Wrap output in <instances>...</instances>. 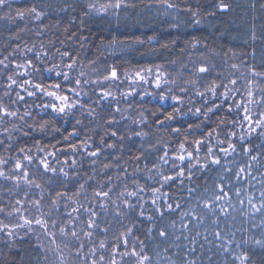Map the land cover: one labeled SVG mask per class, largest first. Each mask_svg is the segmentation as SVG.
<instances>
[{
	"label": "trees",
	"instance_id": "obj_1",
	"mask_svg": "<svg viewBox=\"0 0 264 264\" xmlns=\"http://www.w3.org/2000/svg\"><path fill=\"white\" fill-rule=\"evenodd\" d=\"M107 2L8 0V5L0 8V60L8 65L7 68L0 65V104L18 113L17 117L0 119V158L8 161L0 168L11 175L15 161L20 159L30 178L42 185L41 189L24 184L16 188L13 181L0 178V205L23 200L26 209L23 215L28 218H41L42 214L50 216L57 220L58 227L68 223L70 217L65 213L71 212L75 230L81 233L80 240H76L70 234L61 236L58 228H49L56 231L53 242L35 224L31 231H28V226L16 229L12 237L0 232V264H85L84 257L94 244L104 239L113 244L115 237L128 227L133 228V238L144 240L145 252L152 258V264H168L169 257L175 264H185L186 259L194 260L195 264H239L218 248L221 242L214 239L212 233L217 229L211 223L216 217L197 207L198 203L202 204L199 197L204 189H209L210 194L220 183L229 186L226 190L235 209L224 205L230 215L227 219L220 215V229L235 232L234 239L241 246L237 249L233 243L231 249L237 254L246 252L249 257L246 264H264V247L255 243L256 240L264 241V211L254 213L247 203V197L252 195L259 205L260 192L264 191V136L257 133L250 137L245 135L246 139L241 144L238 137L244 134L237 129L232 107L239 91L230 93L227 101L221 96L225 91L223 87L217 88L216 97L206 91L213 82L233 88L229 80L235 79V88L241 90L245 80L255 82L263 79L251 78L248 69L251 67L264 73V8L261 7L264 0H222L229 6L227 11L217 7L221 0H169L176 5L171 9L160 0H126L134 7L109 9L106 13L88 11L90 3L99 6ZM32 7L44 13L40 20L29 11ZM19 12L24 13L22 18L18 16ZM197 20L198 24L195 23ZM113 40L117 43L112 44ZM28 60L33 65L27 69L28 75H18L24 69H16L15 64H24ZM73 61L75 65L69 70L66 65ZM233 64L238 68L233 69ZM157 66L163 74L162 81H167L160 88L154 83ZM201 66H206L208 71L199 73ZM112 67L117 69L120 79L103 81L106 70ZM50 68L53 71H47ZM148 68L153 70L151 75L142 72L148 82L134 83L135 72ZM58 71L67 72L72 83L64 81L63 76L57 77ZM81 71L85 73L83 77L80 76ZM9 75L18 81L12 88H8ZM78 78L82 81L76 89L80 96L73 98L78 99L83 107L78 106L67 115L45 108L50 98L40 91L29 87L28 91L35 94L28 96L19 87L24 79H28L44 87L59 83L62 91L67 92L69 88L76 87L74 81ZM84 80L89 83L84 84ZM182 88L185 91L182 92ZM260 90H264V85ZM103 91H110L112 96L104 98ZM17 92L24 97L23 100L18 99ZM199 92L205 95L200 96ZM68 94L72 96V93ZM161 94L167 98L161 100ZM261 95L264 92L261 91ZM117 107L120 109L118 112L115 111ZM197 108L201 109L200 113H196ZM209 108L213 111L208 112ZM258 109L264 110V105ZM91 110H94L93 114L89 115ZM26 112L29 115L26 116ZM169 113L173 115L171 120L166 119ZM5 129L9 131L5 132ZM230 131L237 134L232 139L237 151L223 158L224 154L219 153L218 148L227 147V142L216 145V141L225 140V133ZM112 132L116 135L113 136ZM209 132L213 133L211 143L214 150L222 157L221 166H212L211 170L205 171L194 169L191 181L185 178L183 185L179 180L165 185L162 191L173 198L169 202L178 201L182 209L171 214L166 212L161 220L150 204L153 198L151 188L160 186L157 169L165 175H173L174 171L171 161L162 165L160 157L165 151L172 157L180 143H185L188 151L195 155L194 142L203 140L207 145ZM84 142H87V147ZM71 145L77 146L75 152ZM243 147L250 148V154H245ZM20 149L24 152L21 153ZM97 149L98 156L88 154ZM205 153L206 148L201 146V163ZM25 154L33 157L31 164L23 161ZM253 155L257 156L254 162L251 161ZM44 157L57 172L43 173L41 170L32 177L39 166V159ZM249 163L251 175L237 181L235 173ZM184 164L187 165V161ZM105 165L110 167L105 168ZM61 168L68 172L67 177L60 173ZM225 168L231 171H225ZM80 184H84L82 190L79 189ZM100 185H104L103 191L112 189L108 198L94 195L95 191L101 190ZM136 186L145 187L143 200L139 203L149 202L144 203L143 217L139 208L129 211L123 205V198H118L121 192L133 191ZM189 187L196 188L191 200L187 198ZM236 189H240L239 197ZM65 190L72 200L61 201L59 212L50 209V194ZM78 190L80 194L77 196ZM25 193H28L27 197ZM41 195L44 197L43 206L36 211L30 204ZM129 199L137 202L136 198ZM240 200L244 201L243 205ZM101 204L104 207H100ZM81 205L83 208L79 213L72 212L73 208ZM88 208L97 213L95 219L100 229H108L106 234L96 230L90 239L82 235V229L88 230L84 223L89 219L84 211ZM193 210L203 216L204 221L197 224L191 216L185 217L183 223L188 225L185 230L180 212ZM117 212L124 214L117 216ZM148 215L153 216L152 221L147 220ZM0 220L15 224L18 216L6 218L0 214ZM173 221L175 227H172ZM161 227L168 231L167 239L158 235ZM149 228H152L150 234ZM184 236H188V240ZM193 239L195 244L191 243ZM80 243L84 248L77 256ZM192 248H195L194 252ZM125 260L127 264H135L134 258Z\"/></svg>",
	"mask_w": 264,
	"mask_h": 264
},
{
	"label": "snow or ice",
	"instance_id": "obj_2",
	"mask_svg": "<svg viewBox=\"0 0 264 264\" xmlns=\"http://www.w3.org/2000/svg\"><path fill=\"white\" fill-rule=\"evenodd\" d=\"M160 2L168 9L176 7L173 3H170L169 0H160ZM8 5V0H0V8ZM127 7H134V5H129L126 3V0H108L107 3H102L99 6H97L95 3H90L87 5L88 11L92 12L95 11L97 13H106L109 9L112 10H119L122 8ZM217 7L221 11H227L228 5L223 3L221 0V3L217 5ZM262 8H264V4L261 5ZM35 17V19L40 20L41 17L44 15L43 12L37 10V8L32 7L29 10ZM88 12H85V15H87ZM24 13L19 12L18 16L23 17ZM196 13H193V16H195ZM195 23H199V21H195ZM253 39H255V35H253ZM117 41L113 40L112 44H116ZM195 46V44L193 45ZM63 55H68V53H63ZM254 55V53H253ZM7 57H5V60ZM0 65H4L5 68L8 67L7 64H5L4 60H0ZM75 65V61L72 63L66 65V67L69 70H72ZM32 61L28 60L24 64H15L16 69H24V71H21L18 73L20 76H27V69L32 68ZM233 69H237L238 66L233 64L231 66ZM47 71L51 72L53 69H47ZM152 68L148 69H142L141 71H137L134 74V83L138 82H148L145 75H142V72H146L147 74L151 75ZM208 71V68L206 66H201L198 68L199 73H205ZM249 73L252 77H261L264 78V73L257 72L254 68L248 69ZM85 73L83 71L80 72V76L83 77ZM127 75V74H126ZM162 73L160 72V66L156 67V78H155V86L157 88L161 87L162 83H167L166 80L162 81ZM56 76L60 77L63 76L64 81L72 83L70 80V77L67 72H56ZM8 81L10 83L8 84V88H12L13 85H16L18 81L13 78V76L9 75L7 77ZM120 77L118 75L117 69L115 67H112L109 70H106V74L103 76V81H117ZM93 83H99L100 81H92ZM76 87L69 88L67 92L62 91L61 84L56 83L49 85L48 87H44L42 84H33L31 80L24 79L22 83L19 84V87L21 90L27 92L28 96H33L35 92L28 91V88L31 87L35 90L40 91L43 93V95L50 98V103L45 104V108H50L53 112L60 113V114H70L74 109H76L78 106L83 107L82 104L79 103L78 99H74L73 96L79 97L80 93L77 92V88L81 86V79H75L74 81ZM84 84H88V80L83 81ZM174 83V82H173ZM229 83L233 85V88H229L227 84L218 85L215 82L209 86L206 91L211 92L213 97H216V90L219 87H223L225 91L221 93V96L224 101H227L229 98V94L233 92L239 91L235 88V85L237 84V81L235 79L229 80ZM252 85L253 81H248V90H247V100L246 102H238L236 103V108L243 110V117L242 120L239 121V127L244 129L245 124L247 125L246 128V135L247 137H250L252 133H257L258 135L264 136V111H256L255 113L253 110L249 107V105L255 104L257 108H259L260 105H264V95H261L259 99H254V92L252 91ZM181 91H185V89H181ZM264 92V90H261ZM68 93H72V96H70ZM7 94V93H6ZM131 93H129L130 95ZM200 96H204V92L197 93ZM104 98L112 96V93L110 91H103L102 93ZM17 97L20 100H23L24 97L20 95L19 92H17ZM115 99V97H112ZM167 97L161 94L160 99L165 100ZM174 100H178V97H172ZM217 108H219V105H217ZM94 110L89 111V115L93 114ZM115 111H120L119 107L115 109ZM196 113H200L201 109L197 108ZM208 112H212L213 109L209 108L207 110ZM229 111H231V106H229ZM18 113L15 111H10L7 107H5L3 104H0V119L3 117H17ZM25 115H29V113H25ZM20 119H23V117H19ZM167 120L173 119V115L169 113L166 117ZM111 122V121H110ZM143 122V121H141ZM79 123V121H77ZM159 123H163V121H159ZM235 126V122H234ZM5 132H8V129L4 130ZM178 131V130H176ZM113 136L116 135L115 132L111 133ZM136 135H140V133H136ZM213 133L209 132L208 137L209 143L207 145L204 144L203 140H197L194 142L195 144V155L193 154V151H188V149L185 146V143H180L178 150L176 154H174L172 157H169V154L167 151L164 152V155L160 157V161L162 165H168L171 161V167L174 171L173 175H165L162 171L157 169V175L160 176V181L158 183L160 184L159 187H152L151 188V196L153 197L150 201L151 206L154 209V212L159 215V218L161 220L164 219L165 213H175L177 210L182 209V205L178 201L169 202V200H172L173 198L169 196L167 192L162 191V189L165 187V185H168L170 181H176L179 180L180 184L183 185L184 179L186 178L188 181H191L194 175V169L196 171H205V170H211L212 166H221V160L222 157L217 154V151L214 150V146L211 143V137ZM217 135H219L217 133ZM237 136L236 132L230 131L228 133H225V140H217L216 145H224L227 142V147H219L218 152L223 153L224 157L226 158L232 153H236L237 146L235 143L232 142V139ZM10 138V137H9ZM241 144L244 143L246 136L240 135L238 137ZM84 146L87 147V142H84ZM201 146H204L206 148L205 153V159L204 162L201 163L200 158V148ZM72 151L75 152L77 150L76 145L70 146ZM20 152L23 153L24 149H20ZM243 152L245 154H250L251 150L248 147H243ZM90 156H98L99 155V149L96 151H92L88 153ZM49 155H54L52 153H49ZM136 159H140V157H136ZM195 160V163L193 161ZM257 156L253 155L251 156V161H256ZM23 161H27L29 164L33 162V157L31 155L25 154L23 156ZM187 161V165L184 164V162ZM179 162V163H178ZM8 163L7 160L0 158V165H6ZM65 164L68 163L67 160L64 161ZM73 165L75 164V161L72 162ZM95 163V161H93ZM105 168L110 167V165H105ZM251 168V163L247 165L246 167H240L239 170L235 173V177L237 181L242 180L246 175L250 176L251 172L249 169ZM42 170L43 173H53L55 174L57 172V169L55 167H52L47 159V157L39 159V166L36 169L35 172H33L31 175L32 177H35L37 172H40ZM13 174L9 175L7 174L3 168H0V178H4L5 180H11L14 182L16 188H20L21 184L27 185L29 188L35 187L36 189H41L42 185L40 183H37L34 178H30V173L28 169L25 167V164L20 160L17 159L14 164V168L11 170ZM60 173L67 177L68 172H66L63 168H61ZM151 171V170H150ZM225 171H231V169L225 168ZM187 172V174H186ZM89 179H92L89 177ZM110 179V178H109ZM149 179H152V177H149ZM104 185H100V189L98 191L94 192V195L96 197H103L108 198L110 195V192L112 191L111 188L108 189V191H103ZM126 187V186H125ZM226 186L223 183L216 184L214 188L211 190L209 194V189L205 188L204 193L201 194L199 197L200 200H202V204L198 203L197 207L201 210L206 209L208 212L212 213L213 216L216 218L211 221L212 225L216 226V231L212 233L215 240L220 241L221 243L218 244V248L222 249L225 253H228L230 256H232V259L234 262L238 261L239 264H246L249 257L246 252H239L238 254L233 252L231 249V245L233 243L236 244V248H240V243H237L235 241V232H226L220 229V215L222 214L225 219L230 215L228 212V208L224 207V205H228V207H233L232 201L229 195V191L226 190ZM84 184L79 185V189H83ZM188 193V199L191 200L193 198V194L196 192L195 187H189L187 188ZM145 192V187L143 186H136L135 190L133 191H125L121 192L119 194L118 198H123V205L125 208H127L129 211H134L137 208H139L140 216H144V203H149L148 201H144V203H139V201L143 200L142 193ZM79 190L75 193V195H79ZM28 193H25V196L27 197ZM241 195L240 189H236V196L239 197ZM129 198H136V203H133ZM50 209H55L57 212H59V205L61 201L66 200H72V197L67 194V191H55L54 194H50ZM44 200L43 195L40 196L39 199H35L31 201L30 207L34 208L36 211H40L42 208V201ZM162 201V203H161ZM239 203L241 205L244 204L243 200H240ZM247 203L250 206V209L253 210L254 213H259L264 211V191L260 192V203L257 205L254 202V197L252 195H249L247 197ZM67 206V205H65ZM100 207H104L103 204L100 205ZM81 208H83V205L80 206V208H73L72 212L79 213L81 211ZM24 207V201L17 199L15 203L9 202L7 205H0V214L5 216L6 218H10L14 215L18 216V222L15 224L11 223H4L3 220H0V232L5 233L8 237H12L14 235V232L16 229L22 228L24 226H28V231L32 230V225H38L40 229L43 230L44 234L48 237H50L53 242L56 238V231H50L49 228L56 230L58 228V232L61 236H68L71 235L72 238L76 240H80L81 233H78L75 230V222L72 217V213H65L68 217H70L67 224L63 226L58 227V222L56 219H52L50 216L45 217L43 214L41 218H28L27 216L23 215V212L25 211ZM233 210L234 207H233ZM85 212L88 213L89 219L85 221L87 231L81 230L82 235L86 238H91L93 236V232L96 230H99L103 233H107L108 229H100L99 224L97 223L95 217L97 216V213L92 210L91 208L84 209ZM123 212H117V216H122ZM191 216L192 220H195L197 224H202L204 221V217L201 215H197L195 211H181L180 217L182 222L183 229L187 230L188 225L183 223V220L185 217ZM148 221L153 220L152 215H148L147 217ZM19 221H22L20 223ZM69 225L71 227H69ZM172 227H175V222L173 221ZM152 232V228L148 229V233L150 234ZM158 235L163 238L167 239L169 233L166 230V228L161 227L158 231ZM200 233L197 232V236H199ZM177 240L180 239L179 236L176 237ZM185 240H188V236H184ZM205 240H207V236L204 237ZM192 244H195V239L191 241ZM243 243H247V241H243ZM255 243L257 245H261L264 247V241L256 240ZM67 247L68 245L65 244ZM84 248L83 243H80L79 245V251L76 252V255H80V251H82ZM123 249V250H121ZM165 253L168 252V249H164ZM192 252L195 251V248L191 249ZM99 253V255H98ZM107 255V259H106ZM117 257L120 259L118 260ZM134 258L135 264H152V258L145 252V242L144 240H141L139 237L133 238V228L128 227L125 229V231L120 232L118 236L115 237V243L109 244L106 239L100 240L98 244H94V246L89 250V252L85 255V264H127L125 258ZM90 258V259H89ZM168 264H175L174 261L171 260L169 257ZM185 264H195L194 260H187L185 261Z\"/></svg>",
	"mask_w": 264,
	"mask_h": 264
},
{
	"label": "rangeland",
	"instance_id": "obj_3",
	"mask_svg": "<svg viewBox=\"0 0 264 264\" xmlns=\"http://www.w3.org/2000/svg\"><path fill=\"white\" fill-rule=\"evenodd\" d=\"M253 78V77H251ZM251 80V79H249ZM244 86L241 90H239V94L233 99V102H232V107H233V110L236 114V123H237V129L238 131L244 135H246V128H247V125L245 124L244 126V129H242L241 127H239V121L242 120V117H243V110L242 108L241 109H237L236 108V103L238 102H246L247 100V90H248V81L245 80L244 81ZM264 85V78L259 80V81H255L253 82V85H252V91L254 92V99H258L260 97V92H261V88L263 87ZM249 107L253 110V112L255 113L256 111H264V110H259L258 108H256V105L253 104V105H249Z\"/></svg>",
	"mask_w": 264,
	"mask_h": 264
}]
</instances>
